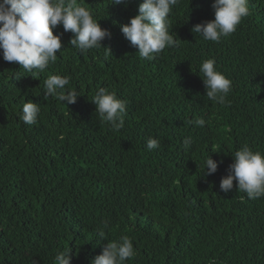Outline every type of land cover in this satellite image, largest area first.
I'll return each instance as SVG.
<instances>
[{
    "label": "trees",
    "instance_id": "obj_1",
    "mask_svg": "<svg viewBox=\"0 0 264 264\" xmlns=\"http://www.w3.org/2000/svg\"><path fill=\"white\" fill-rule=\"evenodd\" d=\"M77 2L111 33L102 41L110 51L79 52L62 25L53 30L61 52L43 73L0 50V264H53L64 249L71 264H90L102 254L95 232L105 222L104 244L132 239L126 264H264V197L249 199L235 181L220 190L237 150L264 154V0H248V16L218 43L192 31L215 19L214 0H179L169 33L181 42L152 60L120 27L143 0ZM208 59L232 82L225 105L206 97L199 66ZM51 75L71 78L75 104L44 99ZM100 87L126 102L118 133L91 102ZM30 101L41 109L33 125L20 119ZM197 118L203 128L189 123ZM148 139L159 147L149 151ZM208 156L218 169L204 176Z\"/></svg>",
    "mask_w": 264,
    "mask_h": 264
},
{
    "label": "clouds",
    "instance_id": "obj_2",
    "mask_svg": "<svg viewBox=\"0 0 264 264\" xmlns=\"http://www.w3.org/2000/svg\"><path fill=\"white\" fill-rule=\"evenodd\" d=\"M130 0H112L113 6L127 5ZM179 0H143L139 5L138 15L128 24L121 25V32L130 44L138 48L139 57L152 60L165 48L176 47L181 40L174 39L169 33V15ZM215 19L205 21L193 27L192 31L205 41L218 43L222 37L234 33L242 19L248 16V0H214L211 5ZM64 32L73 34L70 44L81 53L104 48L102 41L111 33L102 29L94 14L77 0H0V50L6 62L18 63L26 72L43 73L50 63H55L57 53L61 52V35H54L58 26ZM108 51L110 49L104 48ZM215 60L208 59L201 63L206 97L219 105L227 103L226 97L231 91L232 82L216 70ZM35 70V72H34ZM69 76L51 75L43 81L44 99L55 98L58 102L71 105L79 97L76 91L67 90ZM102 123L110 126L114 132H120L125 126L126 102L117 98L115 92L100 87L92 97ZM39 104L23 103L20 119L27 125L38 122ZM203 128L206 121L197 118L189 121ZM193 143L192 137L183 141L185 151ZM159 147L156 139L147 140L149 151ZM227 170V176L220 182V190L228 193L234 187L238 192L246 193L249 199L264 197V154L253 151L248 145L237 150ZM222 163V161H221ZM204 176L217 172L218 163L208 156L204 160ZM107 222L96 230V242L103 245L102 254L91 260L90 264H126L136 255L133 241L129 236H121L118 240L103 242ZM53 264H71V251H57ZM209 264H214L210 261Z\"/></svg>",
    "mask_w": 264,
    "mask_h": 264
}]
</instances>
